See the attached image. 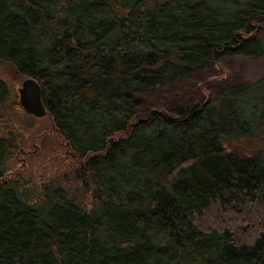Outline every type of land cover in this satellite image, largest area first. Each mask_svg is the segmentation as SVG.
<instances>
[{"label":"trees","instance_id":"obj_1","mask_svg":"<svg viewBox=\"0 0 264 264\" xmlns=\"http://www.w3.org/2000/svg\"><path fill=\"white\" fill-rule=\"evenodd\" d=\"M262 23L264 0H0V264H264V148L225 147L263 98L195 78L264 57ZM26 79L62 151L37 183L8 168Z\"/></svg>","mask_w":264,"mask_h":264},{"label":"rangeland","instance_id":"obj_2","mask_svg":"<svg viewBox=\"0 0 264 264\" xmlns=\"http://www.w3.org/2000/svg\"><path fill=\"white\" fill-rule=\"evenodd\" d=\"M258 35L264 37V23L261 24V31ZM4 76L6 82L8 78L12 81L7 75V71L4 72ZM195 78L198 82L212 81L214 79L221 82L223 79V84L216 85L212 90L210 89L212 92L214 90L213 93L216 97L249 87L253 96L263 98L259 108H264V57L255 59L243 56L225 58L220 60L219 66L216 68L206 67L198 71L195 74ZM22 82L13 86L18 104V90L21 88ZM32 118L36 120L37 124L33 129L28 130L29 133H23V137L18 140V151L8 163V168L13 173L12 177L24 178V180L32 179L33 182L37 183V179L43 175L44 170H52L53 158L51 157V152H55V154L60 156L62 151H58V139L52 132V124L49 118L47 116L40 119ZM5 122H7V117ZM3 126L7 128L6 123ZM225 147L228 150H236L248 155L257 150H262L264 148V118L261 120L259 130L254 138L232 141ZM47 173L51 174V171ZM87 201L89 205V198Z\"/></svg>","mask_w":264,"mask_h":264},{"label":"water","instance_id":"obj_3","mask_svg":"<svg viewBox=\"0 0 264 264\" xmlns=\"http://www.w3.org/2000/svg\"><path fill=\"white\" fill-rule=\"evenodd\" d=\"M18 94L19 105L27 115L37 119L47 116L42 102L41 88L36 81L32 79L24 80Z\"/></svg>","mask_w":264,"mask_h":264}]
</instances>
